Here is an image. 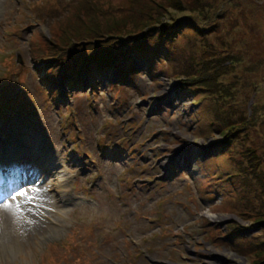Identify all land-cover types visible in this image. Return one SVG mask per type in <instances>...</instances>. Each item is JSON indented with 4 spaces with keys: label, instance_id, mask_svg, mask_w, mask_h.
Instances as JSON below:
<instances>
[{
    "label": "rangeland",
    "instance_id": "obj_1",
    "mask_svg": "<svg viewBox=\"0 0 264 264\" xmlns=\"http://www.w3.org/2000/svg\"><path fill=\"white\" fill-rule=\"evenodd\" d=\"M67 1L0 0V122L22 126L13 147L26 150L15 160L37 147L56 158L69 199L52 206L63 214L57 220L41 212L56 224L40 219L24 247L4 243L0 220V264L261 262L264 0H81L80 14L95 1L98 17L111 13L124 30L74 43L73 13L72 29L59 35L86 48L141 34L131 43L142 47L134 46L136 73L121 81L93 72L85 83L51 86L44 77L53 65L33 55L44 51L42 38L53 35ZM157 30L163 55H149L144 42ZM10 155L0 162L13 174ZM42 179L35 184L55 183Z\"/></svg>",
    "mask_w": 264,
    "mask_h": 264
},
{
    "label": "trees",
    "instance_id": "obj_2",
    "mask_svg": "<svg viewBox=\"0 0 264 264\" xmlns=\"http://www.w3.org/2000/svg\"><path fill=\"white\" fill-rule=\"evenodd\" d=\"M103 1L104 0L98 2ZM86 3L87 4L84 7L85 10H81L82 12L80 14L79 6L82 4L81 0L67 1L64 6H62L65 13H63L62 17L56 20L54 19L53 21V28L58 30V35H56V30H52V36L48 39L42 38L45 44L44 51L39 52L37 55H33L35 63L53 65V67H51L48 71L49 75L44 77V82L51 86H54L58 81H68L69 83L71 82L75 85L74 80H72L73 78L82 80V83H85V75H92L93 72H96V75H101L106 72H114L119 75V79L121 81H124L125 79L128 80L130 76L133 77L136 73L137 67L134 64L133 57H137V55L134 53L135 45L131 46V43L135 40V38L141 36V34L135 37L131 36L129 38L121 35L115 41L106 42V45L90 43L87 44L86 48L83 45L76 44L69 47V42L59 35V33H66L67 30L69 33L72 29L71 25H69V20L71 17L74 18L73 13H76L75 17L77 16L78 18L75 19L77 21V29H73L76 34L74 35V32L72 33V36L78 39L77 41H73L74 43H79L83 41V39L85 41L90 40L93 42L96 38L101 39V35H107L110 37L111 35H114L115 32L124 30H117L118 20H115L113 16H111V13H104L101 17H98L97 12L100 8L99 3H95V1ZM86 8H90V10L94 12L93 16L85 17V15H88ZM82 13H84V15H82ZM105 27L108 29H105ZM156 32L157 35H155L154 38L147 39V41L144 42V47L147 49V53H149V55H151V51L154 53L158 52V54L160 52V54L163 55L164 32H162V30H157L155 33ZM63 40L65 44L61 43ZM115 43H119L120 46L122 45L121 50L118 48L115 50L112 49L114 47H119L115 45ZM64 45L67 46H65V48H61ZM135 47L139 49V51L140 48H142L138 46ZM37 48L39 47L37 46ZM37 48L34 51H37ZM74 53L78 55H75ZM156 58L157 56L153 54L151 60L154 61ZM75 74L77 77H74ZM222 94L224 95L225 92L223 91ZM59 95V90L54 89L53 96L58 97ZM220 95L221 93L217 96L220 97ZM260 252L261 255L263 254L262 261H264V251ZM261 262H258L257 264H260Z\"/></svg>",
    "mask_w": 264,
    "mask_h": 264
},
{
    "label": "bare ground",
    "instance_id": "obj_3",
    "mask_svg": "<svg viewBox=\"0 0 264 264\" xmlns=\"http://www.w3.org/2000/svg\"><path fill=\"white\" fill-rule=\"evenodd\" d=\"M2 116L3 115H0V118ZM21 129V125L10 127L0 122V156L11 153V160L8 161L11 162L10 165L13 164V166L16 167L12 174L5 166L1 168L2 163L0 162V178L6 177L11 180V183L0 180V204H3L4 201H9L13 205L12 208L0 207V220L2 221L1 226L5 235L4 243L8 246L16 245L18 248L20 246L24 247L22 237L25 239L28 236L29 230L33 231L43 225L40 219L50 224H56L55 220L49 219V217L44 216L41 212L46 210H48L47 212H53L57 220L63 216V214L53 211V208L56 204L63 206L65 203H69V199L64 196L65 194L60 190V188L65 185V181L57 175L59 174L57 171V165L59 166V163L56 164V158H54L53 155L51 158L49 157L50 152L46 153L41 147H37L36 150H32L28 156L24 155V157H21V162L15 160L13 157L22 154L23 151L26 150L24 149L25 144L23 143L18 144L16 147H12L16 144L18 140L17 136L20 134ZM32 143L33 141L30 144ZM23 170L24 174H22L24 176L20 173ZM39 178H43L42 180L50 178L53 179L55 183L54 185L48 184L47 186H39L35 184ZM14 186L19 187L14 189ZM48 190L54 192V196H52ZM5 191L10 195V198L5 199L4 195L2 196V193H5ZM19 193H23V195H19ZM45 193L51 198L49 202H45L42 199ZM17 205L19 206V211L16 209ZM116 211L117 208L111 205L107 213L113 215ZM24 255L25 254L21 255V260L26 259L27 255Z\"/></svg>",
    "mask_w": 264,
    "mask_h": 264
},
{
    "label": "snow or ice",
    "instance_id": "obj_4",
    "mask_svg": "<svg viewBox=\"0 0 264 264\" xmlns=\"http://www.w3.org/2000/svg\"><path fill=\"white\" fill-rule=\"evenodd\" d=\"M19 195H23V193H19ZM0 207H4V208H12L13 205L9 202V201H4L3 204H0ZM17 211H19V206H16Z\"/></svg>",
    "mask_w": 264,
    "mask_h": 264
}]
</instances>
